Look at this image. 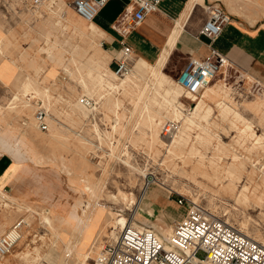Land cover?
Returning <instances> with one entry per match:
<instances>
[{
	"label": "rangeland",
	"instance_id": "obj_1",
	"mask_svg": "<svg viewBox=\"0 0 264 264\" xmlns=\"http://www.w3.org/2000/svg\"><path fill=\"white\" fill-rule=\"evenodd\" d=\"M71 1L48 0L36 9L30 6V0H0V57L17 67L14 90H4L0 97V156L10 157L16 170L20 166L12 192L9 187L0 190V218L10 222L0 235L17 221L27 222L22 233L24 243L16 245L6 259H11V264H91L99 248L112 242L106 233L108 222L120 216L164 237L160 228L172 229L173 225L164 222L160 211L147 214L152 210L146 202L139 216H134L133 205L128 202L139 196L144 174L148 183L174 202L176 217L181 219L186 213L185 206L175 204L183 197L242 234L257 237L264 245V106L257 112L246 107L256 100L264 103L263 86L227 65L219 68L210 82L214 87L223 85L229 93L230 107L263 138L262 144L253 145V139L247 136L239 139L237 129L243 125L235 122V127L231 123L233 114L222 115L215 106L222 99L211 96L204 100L213 109L212 116L200 122L204 129L192 126V142L168 152L183 120L172 117L168 105L161 106V96L164 90L175 87L177 69L163 67L172 86L158 87L151 78L120 86L131 76L134 58L127 60L126 75L112 79L109 71L115 72L118 57H111L102 48L98 34L83 35L69 25V16L83 26L87 24L74 12ZM253 9L257 18L264 13L254 4ZM9 61L4 60L1 66L12 67ZM137 65L144 68L140 62ZM90 69L118 88L95 85L88 95L82 82H87ZM25 82L29 83L26 91ZM83 99L91 106H84ZM116 100L118 106H114ZM179 101L182 115L193 112L196 103L184 93ZM37 111L44 113L43 129L35 118ZM207 130L231 147L221 154L214 136L210 145L196 141L197 136L207 137ZM236 152L243 157L245 169L235 191L237 194L243 184L249 183L250 191L255 190L250 204L236 201V195L227 189L230 180L226 169ZM250 172L254 173L252 177ZM15 193L18 196L14 197ZM68 212H76L84 223L72 220ZM115 232L120 231L117 228ZM76 238L75 249L67 255L65 242ZM25 248L29 255L12 262V255Z\"/></svg>",
	"mask_w": 264,
	"mask_h": 264
},
{
	"label": "built area",
	"instance_id": "obj_2",
	"mask_svg": "<svg viewBox=\"0 0 264 264\" xmlns=\"http://www.w3.org/2000/svg\"><path fill=\"white\" fill-rule=\"evenodd\" d=\"M46 1L48 0H30V6L37 9ZM107 1L72 0L71 7L80 18L92 22ZM159 2L160 0H133L132 8L118 20L115 30L125 38L148 14L158 10ZM205 8L208 18L200 34L213 41L230 18L218 4L208 3ZM130 55V48L122 43L120 56L116 60V76L128 73L127 60ZM224 64L225 60L212 51L211 56L204 61L189 60L174 81L185 96L188 94L197 98ZM82 104L91 106V102L86 99L82 100ZM35 118L40 128H45L44 113L37 111ZM176 202L186 207V213L182 220L174 224L172 235L165 238L150 228H134L129 225L120 230L113 242L99 248L91 264H264L263 244L242 234L223 220L208 215L183 197H179ZM23 225L22 220L17 221L0 236V260L11 252L20 239ZM199 253H202V257H198Z\"/></svg>",
	"mask_w": 264,
	"mask_h": 264
},
{
	"label": "crops",
	"instance_id": "obj_3",
	"mask_svg": "<svg viewBox=\"0 0 264 264\" xmlns=\"http://www.w3.org/2000/svg\"><path fill=\"white\" fill-rule=\"evenodd\" d=\"M241 1L194 0L190 3V0H160L158 10L148 14L139 26L122 38L114 26L132 8L133 0H108L98 10L92 23L99 31L102 48L113 58L120 56L122 43L130 48V57L146 64H155L167 49L164 66L175 67L177 76L189 60L204 61L214 51L225 60V65L264 88V13L257 18L255 10H251L253 4L264 10V0ZM208 3L220 5L230 18L213 41L200 34L208 18L205 8ZM4 60L9 61L0 57V97L4 90H14L17 77L16 65L9 61L12 67H2ZM1 157L0 187L2 191L9 187L12 192L17 171L14 172V162L10 157ZM146 188L144 199L149 203L152 213L160 211L168 225L174 226L182 220L183 217L180 219L174 215V202L169 196L160 194L150 183ZM9 226L10 222L1 217L0 233Z\"/></svg>",
	"mask_w": 264,
	"mask_h": 264
},
{
	"label": "bare ground",
	"instance_id": "obj_4",
	"mask_svg": "<svg viewBox=\"0 0 264 264\" xmlns=\"http://www.w3.org/2000/svg\"><path fill=\"white\" fill-rule=\"evenodd\" d=\"M194 2V0H190V3ZM189 3V4H190ZM232 12V11H231ZM67 21L69 23V25H71L72 28H74L76 31H78L79 33L81 34H90V35H93V34H99V31L98 29L95 27V25L92 23V22H87L85 21L87 24L85 26H83L81 23L79 24V22H77L76 19H74L72 16H69L67 18ZM76 22V23H75ZM248 23V22H247ZM167 55H168V51L167 49H165L163 51V53L161 54V56L159 57V60L155 63V64H146V63H142L144 68H140L137 63L139 64V61H135L134 60V65H133V71H132V74L131 76H127L124 80L121 81L120 83V86L122 85H126L128 86L129 83L131 82H134V80L136 79H142V78H151V82L153 85H157L158 87H163L164 84H168L170 86H172L173 82L171 80L168 79V77L164 74L163 72V67L165 65V62H166V59H167ZM136 63V64H135ZM225 66V64L223 65ZM222 66V67H223ZM221 67V68H222ZM105 72V71H104ZM226 72V71H225ZM94 73V74H93ZM109 74L111 75V78L112 79H115L116 78V75L114 72H111L109 71ZM126 75V74H125ZM88 80L87 82H82V87L84 89H86L85 91L88 93V95L91 94V87H95V85H98L100 88H106L108 90H115L116 88H118L119 85H117L116 83H114L112 80L110 79H107V78H104L103 75L97 71H93V69H90L89 72H88ZM148 85V84H147ZM28 86H29V83H24L23 84V87L26 90H28ZM152 89V88H151ZM117 92V91H116ZM183 93V90L175 83V87H170L166 90H164V93L163 95L161 96L162 98V104L161 106H166L168 105L171 110H172V117L174 118H179L181 117V119L183 120V124H182V128H181V131H179V135L177 137H174L173 140L171 141L170 143V146H169V150L168 152H172L173 151V148L175 146H180V148H183L184 146L188 145V143L191 141V136H190V129L192 126H198V128L202 127L200 122L201 121H204L205 120H208V118H210L212 116V112H213V109L211 108V106H208L206 105L205 101L207 97H211L213 96L214 98H221L222 101H219L217 100L216 103H215V106L220 110V112H222L221 114L222 115H225L228 114V113H232L233 114V117H234V120L231 121V123H233V125L236 127V125L234 124L235 122H240L243 127L242 129L239 128V130L237 129V131H239L240 133V137L239 139H242L243 136H247V137H250L253 139L254 143L253 145L255 144H262L261 143V140H263L262 137L256 135L254 133V131L252 130L251 128V125L248 121H246L245 119H243V117H241V115H239L235 110H233L230 105H229V93L223 89V85H216L215 87L211 85V83H209L205 89L202 91V94L197 97V98H194L188 94H186V98H189L191 99L192 101H194L196 103V106L193 110L192 113L190 114H186V115H182V108H183V105L181 104V102L179 101V97L181 96V94ZM14 98H17V96L15 95ZM228 100V101H227ZM110 101V99H109ZM117 101V102H116ZM114 101V106H118L119 104V101L116 100ZM150 101V100H149ZM155 102V101H154ZM143 105V104H142ZM264 106V103H261L260 101H254L252 104L250 105H247V109L251 110V111H254V112H257L259 111V109ZM117 112V111H116ZM186 112V111H185ZM158 113V112H157ZM214 114V113H213ZM138 115V114H137ZM149 124V123H148ZM158 125H152L151 127L153 128H156ZM204 127V126H203ZM202 127V128H203ZM149 129V128H148ZM204 129V128H203ZM205 129H208V128H205ZM168 131V128L166 129ZM218 134V133H217ZM206 135L207 137H201V136H197L195 137L196 138V141H199V142H202L204 141L203 143H205L206 145H210L211 144V140L214 139L213 136L215 137L214 140H216V150L221 151V154H224V151L225 150H228L229 147H231V145H227L225 144L222 140H221V137L218 136V135H213V133L209 130L206 131ZM201 140V141H200ZM238 140V139H237ZM194 141V140H193ZM192 142V141H191ZM204 144V145H205ZM214 145V146H215ZM243 145V144H242ZM250 146V145H249ZM252 146V145H251ZM242 147V146H241ZM256 147V146H254ZM191 148H193V145H191ZM250 148V147H249ZM215 149V148H214ZM234 149V148H233ZM245 149V148H244ZM196 150V149H195ZM198 150V149H197ZM248 150V149H247ZM254 152V151H253ZM248 153V152H247ZM198 154V153H197ZM196 154V155H197ZM201 154V153H200ZM211 154V153H210ZM227 154V153H226ZM262 154V153H260ZM203 155V154H201ZM207 155V154H206ZM205 155V156H206ZM211 156V155H209ZM224 156V155H223ZM208 157V156H207ZM206 157V158H207ZM201 158V157H200ZM203 158V157H202ZM216 158V157H214ZM223 158V157H222ZM259 158V157H258ZM198 159V158H197ZM204 159V158H203ZM249 159V158H248ZM253 159V158H252ZM251 159V160H252ZM213 160V159H212ZM217 160V159H216ZM232 163L230 164L229 168L226 169V172H227V176L229 178V185L227 187V189L230 191V193H233L234 195H236V201H242L244 202L245 204H250L252 199L251 197H255V190L253 189L252 191H250L249 189V183H245L241 186V188L239 189V192L236 194V188L238 187V182L240 181L241 179V176L243 174V170L245 169L244 168V163H243V157L240 155V154H237L236 153H233L232 155ZM246 161V160H245ZM251 162V161H249ZM248 162V163H249ZM212 163V161H211ZM216 163V162H215ZM261 163V162H260ZM209 164V163H208ZM215 165V169L214 170H218L217 167L218 165L217 164H213ZM212 165V166H213ZM16 167V164L14 165L13 164V169H15ZM19 167L20 166H17V172L19 170ZM131 167V166H130ZM209 168V167H208ZM255 168V167H254ZM132 170H135L136 168H133L131 167ZM176 169V168H175ZM206 170V169H205ZM205 170L203 173H205ZM212 170V169H211ZM253 172L255 173V171L253 170ZM249 173L248 175L250 177H252V175L254 173ZM129 173V172H128ZM202 173V172H201ZM212 173V172H211ZM208 177V176H207ZM144 178H145V181H144V184L140 190V194L137 198H134V197H131L130 200L128 201L130 204L133 205V215H138L141 211V207H144L145 204H146V200L144 199V194H145V191H146V185L148 184V180H146V175L144 174ZM219 178V177H218ZM225 178V177H224ZM213 179V178H212ZM214 180V179H213ZM212 180V181H213ZM243 180V179H242ZM253 180V178H250V182ZM211 183V182H210ZM213 183V182H212ZM218 183V182H216ZM218 185V184H217ZM261 185L264 186V179H262L261 181ZM162 186V185H161ZM255 186H258L257 184ZM163 187V186H162ZM165 188V187H164ZM0 190H2V188L0 187ZM168 190V189H167ZM211 191V190H210ZM228 191V192H229ZM131 192V191H130ZM172 192V191H171ZM170 192V193H171ZM176 193V192H175ZM223 193V192H222ZM249 193H251V196L249 195ZM226 195V194H225ZM131 196V195H130ZM197 196V195H196ZM126 197V196H125ZM129 197V196H128ZM129 199V198H128ZM196 199V198H195ZM194 199V200H195ZM260 203H262L261 201V198L259 197L258 198ZM127 200V198H126ZM189 200V199H188ZM123 201V200H121ZM193 201V200H192ZM196 201V200H195ZM126 203V202H125ZM194 203V202H193ZM264 203V202H263ZM124 204V203H123ZM98 205H102L101 203ZM125 205V204H124ZM129 204H127L128 206ZM130 206V205H129ZM143 209V208H142ZM145 209V208H144ZM205 210V209H204ZM68 211H71V210H68ZM69 213V216L70 218H72V220H77V223H84V221L82 220L81 216H79L76 212L74 213ZM210 213V212H209ZM145 214V213H144ZM149 215L152 214L151 211H148ZM211 216V214H208ZM139 216V215H138ZM23 223H25L22 228H21V234H20V239L17 241V243L15 244L14 247H16V245L18 244H21L20 242L22 241V239L24 237H22V233H23V230L25 228V225H27V222L24 220H22ZM86 224V223H85ZM84 224V225H85ZM108 229L106 231V233H108V236L111 237V241L113 242L117 236L115 230L118 228L119 231L124 228V227H127L129 225H131L132 227L134 226V228H139L136 224L130 222L129 220H127V218L125 219L124 217L120 216L119 218L115 219L113 222H108ZM87 225V224H86ZM31 226V224H30ZM142 227V226H141ZM235 228V227H234ZM158 229V228H157ZM161 231L163 232L164 234V237L167 238L169 237L170 235H172L173 233V229L171 228H168V229H165L163 230L162 228H160ZM242 229H244L242 227ZM105 235V234H104ZM246 236H248V234H244ZM1 236V235H0ZM26 236V235H25ZM250 237L251 239H253L254 241L258 242L261 244V242L259 241V239L257 237H251V236H248ZM26 238V237H25ZM77 238L72 240V239H69L65 242V248L68 252L67 255H70L72 250L75 249V244L77 243ZM25 241V240H24ZM23 242V241H22ZM24 243V242H23ZM62 248V247H61ZM61 248L59 249L60 252H61ZM12 251V250H11ZM11 252H9L10 254ZM30 251L28 248H25L24 251L20 252V253H16L14 255H12V262H16V260L20 259V260H23L24 258H26L28 255H29ZM9 254L7 256H9ZM86 255L90 256L89 254H87L86 252ZM3 257L1 260H0V264H3V261L4 259H6V257ZM86 257V256H85ZM84 257V258H85ZM10 258V256H9ZM11 259H6L5 260V263L6 264H11L10 262ZM37 260V259H36ZM84 262V261H83Z\"/></svg>",
	"mask_w": 264,
	"mask_h": 264
}]
</instances>
